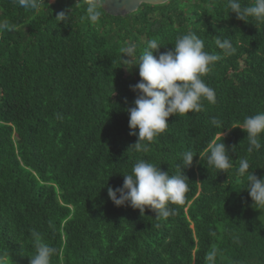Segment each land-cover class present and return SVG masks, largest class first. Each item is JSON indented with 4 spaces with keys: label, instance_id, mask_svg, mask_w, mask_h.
<instances>
[{
    "label": "trees",
    "instance_id": "1",
    "mask_svg": "<svg viewBox=\"0 0 264 264\" xmlns=\"http://www.w3.org/2000/svg\"><path fill=\"white\" fill-rule=\"evenodd\" d=\"M75 3L45 0L26 13L0 0V21L15 25L0 32V264H30L33 231L58 249L51 264H264V213L251 206L237 171L247 159L264 177V148L249 153L236 127L264 112V23L237 20L228 0L143 3L124 16L102 10L95 23ZM72 7V23L58 24L56 14ZM190 33L220 56L202 77L216 102L170 116L149 151L137 152L127 109L141 77L138 65L123 64L121 49L134 43L138 57L156 39L163 52ZM217 39L230 40L235 53L224 56ZM222 133L228 174L205 153ZM187 150L197 156L184 169ZM140 159L188 178L185 203L171 205L167 220L108 196Z\"/></svg>",
    "mask_w": 264,
    "mask_h": 264
},
{
    "label": "clouds",
    "instance_id": "2",
    "mask_svg": "<svg viewBox=\"0 0 264 264\" xmlns=\"http://www.w3.org/2000/svg\"><path fill=\"white\" fill-rule=\"evenodd\" d=\"M26 13L39 10L45 0H14ZM107 0H76L75 8L83 6L85 16L90 23L101 18ZM231 13L237 20L245 23H264V0H254L250 6H242L241 0H228ZM56 14L58 24L72 23L73 9ZM14 31L15 25L0 21V32ZM217 46L223 50L224 56L235 53L236 48L228 39L216 40ZM163 47L156 39L147 41L143 52L136 56V45L129 44L121 49L123 64L139 66L141 80L130 85L136 93L134 106L127 109L129 115V135L136 136L137 141L130 146L137 152L149 151L150 145L164 133L168 127L170 116L184 115L202 110V101L216 102L215 91L209 87L202 77L215 66L220 56L204 50V41L195 33L185 34L176 39L174 47L161 52ZM126 57V58H125ZM131 67V68H132ZM127 68V67H126ZM129 69V68H128ZM213 126L219 127L220 121L213 118ZM240 127L246 135L249 153L264 148V112L247 116ZM138 129V131H137ZM234 147L231 149V151ZM207 164L228 174L232 167L229 149L221 136L211 140L205 149ZM194 155L191 150L182 154L184 169L193 165ZM247 159H240L238 175L246 178V189L252 200V207L264 213V177H257L250 171ZM188 178L183 173L170 175L154 163L138 160L131 174H124L123 185L115 190L108 187V196L117 207L130 206L139 210L144 216L146 210L155 213V218L167 220L176 212L171 205H183L189 190ZM258 219L264 226V214ZM35 255L30 257V264H51L53 255L58 249L43 242L40 233L32 232Z\"/></svg>",
    "mask_w": 264,
    "mask_h": 264
},
{
    "label": "water",
    "instance_id": "3",
    "mask_svg": "<svg viewBox=\"0 0 264 264\" xmlns=\"http://www.w3.org/2000/svg\"><path fill=\"white\" fill-rule=\"evenodd\" d=\"M168 0H107L104 11L114 16H124L135 12L143 3L159 5Z\"/></svg>",
    "mask_w": 264,
    "mask_h": 264
},
{
    "label": "rangeland",
    "instance_id": "4",
    "mask_svg": "<svg viewBox=\"0 0 264 264\" xmlns=\"http://www.w3.org/2000/svg\"><path fill=\"white\" fill-rule=\"evenodd\" d=\"M50 3H53L55 0H48Z\"/></svg>",
    "mask_w": 264,
    "mask_h": 264
}]
</instances>
